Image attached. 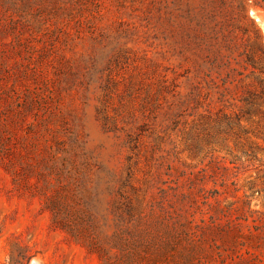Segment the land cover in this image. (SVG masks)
<instances>
[{
	"label": "rangeland",
	"instance_id": "1",
	"mask_svg": "<svg viewBox=\"0 0 264 264\" xmlns=\"http://www.w3.org/2000/svg\"><path fill=\"white\" fill-rule=\"evenodd\" d=\"M237 1L0 0V264H103L161 205L264 225V7Z\"/></svg>",
	"mask_w": 264,
	"mask_h": 264
},
{
	"label": "trees",
	"instance_id": "2",
	"mask_svg": "<svg viewBox=\"0 0 264 264\" xmlns=\"http://www.w3.org/2000/svg\"><path fill=\"white\" fill-rule=\"evenodd\" d=\"M248 1L264 7V0L237 2L244 8ZM216 207L199 211L208 212L209 221L196 224L172 205L148 214L141 210L91 249L103 264H264V225L244 216L237 222H214V213L222 212Z\"/></svg>",
	"mask_w": 264,
	"mask_h": 264
}]
</instances>
